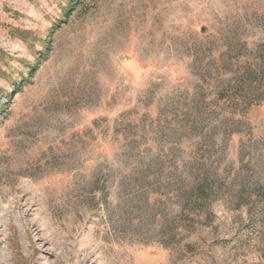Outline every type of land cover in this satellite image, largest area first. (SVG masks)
<instances>
[{
  "label": "rangeland",
  "instance_id": "obj_1",
  "mask_svg": "<svg viewBox=\"0 0 264 264\" xmlns=\"http://www.w3.org/2000/svg\"><path fill=\"white\" fill-rule=\"evenodd\" d=\"M0 264H264V0H0Z\"/></svg>",
  "mask_w": 264,
  "mask_h": 264
},
{
  "label": "trees",
  "instance_id": "obj_2",
  "mask_svg": "<svg viewBox=\"0 0 264 264\" xmlns=\"http://www.w3.org/2000/svg\"><path fill=\"white\" fill-rule=\"evenodd\" d=\"M76 3H72V5H69L70 8H72L73 6H75ZM193 193L195 192V196H194V204H199V202H203L204 200H206V198L208 197V194L210 196L211 192H212V188H208V186H206L204 189H197V190H193Z\"/></svg>",
  "mask_w": 264,
  "mask_h": 264
}]
</instances>
